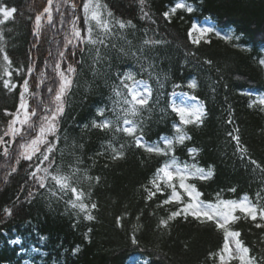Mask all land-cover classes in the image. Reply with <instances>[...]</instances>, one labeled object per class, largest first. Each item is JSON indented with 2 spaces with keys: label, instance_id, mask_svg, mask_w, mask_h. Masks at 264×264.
Segmentation results:
<instances>
[{
  "label": "trees",
  "instance_id": "trees-1",
  "mask_svg": "<svg viewBox=\"0 0 264 264\" xmlns=\"http://www.w3.org/2000/svg\"><path fill=\"white\" fill-rule=\"evenodd\" d=\"M84 2L52 0L49 23V13L44 11L49 0H0V5L17 10L0 24V49L12 61L9 66L0 52V137L4 140L0 144V264H132L139 259L147 264H220L223 229L214 221L201 223L191 217H177L164 226L160 221L177 205L161 204L167 193L147 199V189L156 170L174 154L179 162L213 170L209 179L186 181L203 193L202 200L215 204L247 195L258 208L264 206V105L249 107L264 96V65L258 63L264 57V0H98L101 19L109 23L113 34L106 41L108 47L81 45L82 56L79 51L77 57L69 56V62L81 59L82 63L77 65L74 87L66 99L55 163L49 169L54 172L58 167L71 178L72 187L86 194L83 202L89 205L93 220L84 219L85 213L72 208L69 201L74 195L60 192L50 178L41 188L30 175L39 161L22 156L21 136L10 144L4 135L13 118L10 114L17 112L25 79L29 81L30 112L35 109L39 115L44 105H53V94L47 88L55 89L58 77L52 68L59 51H65L77 17V27L86 35ZM180 2L192 5L193 12L177 9L170 18L164 16ZM40 14L43 18L37 36L35 18ZM117 20L131 21V25L120 29ZM205 20L220 36L209 33L211 43L201 40L199 45L193 44L189 32L195 23ZM90 23L93 37L103 39V30L95 21ZM145 41L152 43L146 45ZM97 48L102 57L99 62H95ZM70 52L71 45L66 56ZM128 69L137 79L148 81L153 100L160 95L159 103L150 101V111L142 113L149 143L164 147L161 137L176 136L174 125L179 124V117L171 108L173 91L195 95L205 105L204 123L182 126L191 139L175 144L168 156L145 152L126 134L91 126L93 120L100 119L96 109L111 103L112 85L118 83L116 73ZM9 79L15 88L4 87V80ZM191 79L196 80V89L188 87ZM249 91L251 95L245 94ZM234 128H239L241 144L248 150L244 159L228 135ZM109 143L118 150L124 145L123 158H111ZM192 147L198 149L195 158L188 153ZM46 166L47 162L41 165ZM232 188L236 191H230ZM92 203L97 205L95 209H91ZM5 208L11 209L12 215ZM235 215L240 219L228 227L241 233L249 255L257 264H264V228L255 226L264 221L259 216L256 221L246 219L239 211ZM133 236L137 243L132 242ZM16 237L21 238V245L12 244Z\"/></svg>",
  "mask_w": 264,
  "mask_h": 264
},
{
  "label": "snow or ice",
  "instance_id": "snow-or-ice-1",
  "mask_svg": "<svg viewBox=\"0 0 264 264\" xmlns=\"http://www.w3.org/2000/svg\"><path fill=\"white\" fill-rule=\"evenodd\" d=\"M143 3V0H141ZM51 4L52 0H49V8L44 11L49 13L47 19L49 23L52 21L51 16ZM76 5L73 4V8ZM101 5L98 0L96 3L93 0H85L83 3V20L86 27V35H81V29L77 27L80 20L77 17L73 21L72 28V38L67 39L65 43V51H59L58 58L52 68V71L58 77V83L55 89L52 86L47 88L49 94H53V105H44L41 113L38 115L37 111L33 109L31 112L28 110L27 94L29 93V81L25 79L22 85V91L20 92V103L16 113L10 114L13 118L8 123V131L4 135H11L12 140L15 141L17 136H21L23 142L20 143V148L23 149L21 153L24 158L28 161H32L33 157L36 158L39 163L35 167V171L31 172L30 175L37 179L39 186L45 188L46 180L51 179L54 185L59 186L58 190L64 192L65 194L70 191L74 195V199H71L69 203L72 208L78 209L79 212L85 213L84 219L93 220L95 217L91 214L89 210V205L83 201L86 198V194L82 190H78L76 187L71 186V178L67 175L60 173L59 168L54 170V172L49 171L52 165L55 163L54 153L56 151L57 143L60 140V120L64 116L66 99L71 93L74 87V77L77 75L78 69L77 65L82 63L81 59H74L69 62V56L75 58L77 57V51L83 55L84 49L80 47L81 45L90 44L93 46L104 45L108 47L106 43L109 36H111L112 29L109 23L101 19V13L99 11ZM177 9H184L188 13L193 12L194 8L190 4L177 3L170 12H165L164 16L170 18L171 13H175ZM16 8H9L7 5H0V15L3 19H0V24L9 20L16 13ZM111 15V13H109ZM147 15V14H145ZM43 14L37 15L35 18V34L39 35V30L41 26V20ZM205 19H209L206 17ZM91 21H95L96 25L99 26L105 36L103 39H96L93 37V26ZM116 25L120 29H124L126 26L131 25V21L124 22L122 20H117ZM134 27V25H132ZM215 32V35L220 36V31L211 27H196L193 26L189 32V37L193 44L199 45L201 39L209 33ZM196 33V36H193ZM225 39L231 40L232 37L225 36ZM239 39V37H235ZM206 43H211V40H205ZM146 45L152 43L151 41H145ZM159 43V41L155 42ZM71 45V52L66 56L65 52L68 46ZM3 59L7 61L10 66L12 61L9 59L8 53L3 49ZM51 54V53H50ZM102 59L100 55V49H96L95 62H99ZM258 63L264 65V57L258 59ZM62 64H66V67H62ZM45 66L47 67V61H45ZM151 67V64H149ZM141 70H146L141 66ZM33 69H29V75L32 74ZM5 74L11 77L12 73L5 71ZM44 74L41 73L40 83L44 82ZM116 78L118 83L112 85V95L109 97L111 101L110 105H104L103 107H98L96 109V114L100 118L98 120H93L91 126L93 128L101 130H114L128 137H131L135 146L144 149L145 152L152 154H162L168 156L170 153L174 152L175 144H184L185 140H190L191 137L182 130V126L194 125L200 126L204 123V117L207 115L205 110V105L202 101H199L195 95L189 96L187 93L181 92L179 95L184 96L187 101L191 103L186 104H176L173 100L171 104L172 111L175 112L179 117V124L174 125L176 136L170 138L168 136L161 137V141L164 147L160 146V143H149L145 139V125L142 113L144 111H150V101L153 103H159L160 95L157 94L155 100H153V88L149 85L148 81L144 79H137L136 73L131 69L124 71L123 73L117 72ZM5 88H15L16 85L12 81L4 80ZM174 88L179 87V85H174ZM188 87L191 89L197 88V82L195 79H191L188 83ZM245 94L251 95V92H246ZM177 93L172 92V96L175 97ZM254 104L264 105V96L260 97L258 100H254L249 104L252 107ZM163 111V109L161 110ZM107 113H110L108 115ZM33 117H36L33 120ZM229 124H232L231 119L228 120ZM19 124L20 127H16ZM25 125L27 126L25 128ZM88 127V125H85ZM239 128H234L233 132H229L228 135L231 136L232 140L235 141L238 154L241 159L247 156V148L241 144V137L238 134ZM3 137H0V143H3ZM108 149H111V158L113 160L123 158L124 152L122 149L124 145H120L118 150L111 143L108 144ZM107 150V149H106ZM7 153V149H5ZM198 149L195 147L189 148L188 153L190 156L195 158ZM103 153H98L102 155ZM47 162L46 167H41ZM252 165H256L257 168L260 165L257 164L255 160H249ZM76 171V170H74ZM43 172V175L38 176V173ZM213 175V170L209 168L207 171L203 167H198L195 163L192 165L186 162H179L176 156L173 154L168 162H165L162 167H159L154 173L151 181L150 187L147 189V199L151 200L156 197L157 194L164 195L167 193V198L161 201L162 205H169L175 203L177 205L176 210L172 211L167 219H162L161 224L167 226L169 220H173L177 217H183L187 220L189 217L194 220H198L201 223L205 221H214L215 225L219 229L224 231V245L221 253L219 254L220 264H231L233 260H237L238 264H257L255 257L249 255L250 249L244 246L243 241L240 239L241 233L239 231H232L228 227L230 223L235 222L240 219V216L235 215L237 211L244 215V218H250L252 221H256L259 216L261 221H264V206L259 208L255 203H253L247 195L239 200H218L217 203H209L201 199L203 193L197 190L195 184L187 183L189 178H196L199 180H206L211 178ZM99 181V177H96ZM51 191V189H49ZM230 191L235 192L236 189L232 188ZM53 195L56 193L53 192ZM31 196L32 193H29ZM220 196V193H217ZM260 196V193H257ZM91 209H95L97 205L92 203L90 205ZM4 211L10 216L12 215L11 209L5 208ZM257 228H264V223H256ZM91 231V229H89ZM231 238L233 248L230 247L229 239ZM16 243V241H13ZM132 242L137 243L136 237H132ZM76 251H79L77 248Z\"/></svg>",
  "mask_w": 264,
  "mask_h": 264
},
{
  "label": "rangeland",
  "instance_id": "rangeland-1",
  "mask_svg": "<svg viewBox=\"0 0 264 264\" xmlns=\"http://www.w3.org/2000/svg\"><path fill=\"white\" fill-rule=\"evenodd\" d=\"M181 3V2H180ZM194 26L196 27H211V22L205 20L203 21L202 23H196ZM197 34L196 33H193V36H196ZM72 38V30L69 34V39ZM204 38V37H203ZM202 38V39H203ZM182 91H176L177 95L175 97H171V104L173 102V100L175 101L176 104H186V103H191V101H187L186 98L184 96H181L179 95V93H181ZM184 93H187V92H184ZM189 96H192L191 94L187 93ZM27 103H28V100H27ZM28 110H29V106H28ZM30 112V111H29ZM16 127H20L19 124L16 125ZM27 126L25 125V128ZM9 130V129H8ZM8 137V143L12 144L14 141L12 140V137L11 135H7ZM18 137V136H17ZM16 137V138H17ZM1 144V143H0ZM22 152H23V149H22ZM23 156V155H22ZM24 157V156H23ZM229 243H230V247L233 248V251H234V245L232 244V241H231V238L229 240ZM232 263V262H231ZM132 264H145V261L144 260H139V261H135L134 263Z\"/></svg>",
  "mask_w": 264,
  "mask_h": 264
}]
</instances>
